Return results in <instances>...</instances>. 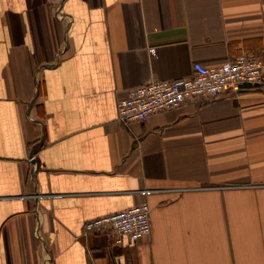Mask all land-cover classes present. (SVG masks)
Masks as SVG:
<instances>
[{
    "label": "crops",
    "instance_id": "crops-1",
    "mask_svg": "<svg viewBox=\"0 0 264 264\" xmlns=\"http://www.w3.org/2000/svg\"><path fill=\"white\" fill-rule=\"evenodd\" d=\"M241 53L264 0H0V264H264V87L117 113ZM144 200L139 241L84 228Z\"/></svg>",
    "mask_w": 264,
    "mask_h": 264
},
{
    "label": "built area",
    "instance_id": "built-area-1",
    "mask_svg": "<svg viewBox=\"0 0 264 264\" xmlns=\"http://www.w3.org/2000/svg\"><path fill=\"white\" fill-rule=\"evenodd\" d=\"M242 87H264V59L241 53L216 66L195 62L191 76L152 79L130 88L117 102L118 119L125 124L146 120L187 100L210 101L227 89L237 92ZM140 192L147 195L151 190L145 188ZM84 228L86 231L110 229L116 242L122 243L125 238L136 242L151 232V206L144 200L89 219Z\"/></svg>",
    "mask_w": 264,
    "mask_h": 264
}]
</instances>
